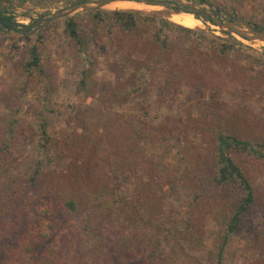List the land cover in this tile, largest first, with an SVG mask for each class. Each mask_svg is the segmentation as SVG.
<instances>
[{
  "label": "rangeland",
  "instance_id": "1",
  "mask_svg": "<svg viewBox=\"0 0 264 264\" xmlns=\"http://www.w3.org/2000/svg\"><path fill=\"white\" fill-rule=\"evenodd\" d=\"M84 1L0 0V17L19 25L15 31L0 28V144L15 139L24 154L15 163L8 162L6 173L17 177L23 159L33 154L43 161L36 185L23 193L15 216L18 218L23 211L31 212L34 208L49 205L54 213L55 235L64 231L71 220L78 219L86 210L90 192L110 185L124 197L133 193L136 181L128 179L121 166H124L123 159L130 149L127 137L135 132L134 121L153 129L150 130L151 135H144L146 131H141L144 138L139 146L147 147L146 155H137L132 167H137V175L140 176L143 172L153 173L149 157L161 166L162 174L165 171L172 175L179 156L190 160L192 166L203 172L211 170L210 136L205 130L211 116L190 112L188 108L194 102L216 101L223 117L232 120L236 116L237 123L232 128L237 137L264 140V44L223 31L201 15L197 19L192 14L179 13L193 19L194 26L189 27L173 22L172 16L178 13L165 7L140 8L142 5L125 2L98 10L103 16L115 10L159 13L177 25L194 30L191 41L206 35L207 42L215 39L220 44L232 46V51L224 57L216 55L211 62H204L202 58L200 66H194V78L189 77L173 106L167 110L158 107L152 99L141 96L124 100L113 96L117 90L116 80L109 67L115 61L116 45L106 40L94 42L82 54L71 44L63 33L64 19L79 17L82 25L87 27L90 24L87 13L93 11H79L54 21L27 36L29 41L18 42L25 36L23 33L29 32V27L40 19ZM158 1L196 4L207 13L218 12L223 20L243 21L264 32V0ZM15 42L20 47L19 51L12 49ZM33 46H37L42 54L40 68L44 75L30 80L23 72L22 63L26 58L23 50ZM84 70L91 74L96 84L94 94L89 96L77 89ZM256 75L259 77L255 78ZM13 117L17 122L6 132L9 128L7 123ZM42 125L49 136L57 139V146L49 152L41 149ZM163 136L169 140L167 147L147 143L152 138ZM248 160L245 167L255 189L257 205L230 237L224 253L226 264H264V241L254 247L252 243L254 237H264V163ZM188 185L189 181L178 182L162 195L165 209L174 210L169 228L183 229L184 223L190 220L193 224L191 232L199 236L198 241L190 246L184 244V251H179L173 258H170L171 251L167 246L165 252L158 253V259L148 258L147 255L155 248L148 244V238L156 236L157 231H151L147 226L142 229V223L138 221L140 235H136L128 246H122L123 256L120 257L124 261L113 264H211L212 256L209 254L215 252L223 233L218 220L222 204L201 207L194 214L189 205ZM71 198L80 203L81 210L77 215L63 208ZM141 233H146V242ZM162 233L163 237L165 234ZM81 237L85 240L84 235ZM54 238L35 248L36 261L47 264H112L109 259H112L115 234L108 236L105 244H99L95 239L90 242L72 239L67 251L61 255L50 252Z\"/></svg>",
  "mask_w": 264,
  "mask_h": 264
},
{
  "label": "trees",
  "instance_id": "2",
  "mask_svg": "<svg viewBox=\"0 0 264 264\" xmlns=\"http://www.w3.org/2000/svg\"><path fill=\"white\" fill-rule=\"evenodd\" d=\"M192 14L197 19L200 18L198 14ZM87 15L90 17L87 27L82 25L79 17L64 19L63 33L76 47L77 52L82 54L94 42L106 40L107 43L117 46L115 61L109 68L116 80L117 90L113 96L122 100L141 96L152 99L160 108L170 109L182 86L189 77L194 78V66H200L202 58L204 62H211L216 55L220 58L232 51V46L220 44L215 39L207 42L206 35L191 41L192 35H195L194 30L177 25L159 13L115 10L107 12L105 16L99 11L88 12ZM18 27L10 19L6 25L0 26L1 29L12 31ZM29 40V37L23 36L18 42ZM12 49L19 51L20 47L15 42ZM23 54L26 57L22 63L25 76L33 80L44 75L40 68L42 54L38 47L25 49ZM95 85L91 74L87 70L82 71L78 91L89 96L94 94ZM217 104L216 101L194 102L188 108L192 113L211 116L210 123L205 128L211 144L210 171L203 172L199 167L192 166L190 160L179 156L172 175L165 171L162 174L160 165H156L149 157L150 166L154 168L152 175L147 172H143V176L137 175V167L133 169L136 156L146 155L147 150L146 146H139L140 140L144 138L141 131H146L144 135H151L150 130L153 129L149 130L134 121L135 132L127 137L130 149L123 159L124 166H121L127 178L136 181L133 193L124 197L110 185L90 192L87 194L86 210L78 219L71 220L67 228L58 235H55L52 221L54 213L49 205L34 208L31 212L23 211L16 218L15 212L23 193L31 191L36 185L42 173L43 161L33 154L23 159L17 177L7 175L6 165L15 163L24 154L15 139H11L10 143L4 141L0 144V264H47L35 260V248L53 237L55 238L50 245V252L61 255L64 250L67 251L72 239L86 242L95 239L99 244H105L107 237L112 234L116 235V239L112 244L114 250L109 262H123L124 258L120 257L123 256L122 246H128L136 235H140L138 221L142 223V229L147 226L151 231H157L156 236L148 238V244L155 247L147 255L148 258L152 256L158 259V253L165 252L166 246L170 248V258H173L179 251H184V244L190 246L198 241L199 236L191 232L193 224L190 220L184 223L183 229L169 228L174 210L165 209L166 203L162 194L178 182L187 181L188 194L191 197L189 205L194 214L201 207L222 204L218 220L223 233L215 252H211L209 257L212 256L211 264H226L224 253L230 237L242 225L244 217L257 205L255 189L247 176L245 165L249 162L248 159L264 163V140L237 137L232 128L237 123L236 116L232 120L223 117ZM16 122L15 117L8 121L9 128L6 132ZM41 128V149L49 152L57 146V139L47 134L44 125ZM147 143L167 147L169 140L163 136L159 139L152 138ZM169 146L171 147L170 144ZM63 208L76 215L81 210L80 203L72 198L64 203ZM161 231L165 234L163 237L160 235ZM145 234L141 233L146 242ZM254 238L253 247L264 241L261 236Z\"/></svg>",
  "mask_w": 264,
  "mask_h": 264
},
{
  "label": "water",
  "instance_id": "3",
  "mask_svg": "<svg viewBox=\"0 0 264 264\" xmlns=\"http://www.w3.org/2000/svg\"><path fill=\"white\" fill-rule=\"evenodd\" d=\"M117 2H131L138 5L153 6V7H165L175 13H187V14H198L204 19L210 20L213 24L219 27L223 31L237 34L238 36L247 40L256 41L264 44V32L254 29L248 23L238 20H223L218 14L209 12L198 8L196 4L177 5L168 1L158 0H86L84 2L69 6L63 10L56 11L46 18H42L37 21L34 25L29 27V32H24L25 36H31L35 32L45 28L50 23L71 16L72 14L82 11H98L104 9L108 5ZM193 15V14H192ZM7 20L0 17V26L6 25Z\"/></svg>",
  "mask_w": 264,
  "mask_h": 264
},
{
  "label": "bare ground",
  "instance_id": "4",
  "mask_svg": "<svg viewBox=\"0 0 264 264\" xmlns=\"http://www.w3.org/2000/svg\"><path fill=\"white\" fill-rule=\"evenodd\" d=\"M121 3H125V2H117V3H112L110 5L107 6V8H111L114 4H121ZM125 6V4H123ZM132 5V4H131ZM143 8L145 7L144 5L140 6V8ZM147 7H153V6H147ZM128 8V7H127ZM171 20L177 24H180V25H184V26H189V27H192L194 26V21L193 19L190 17V16H185V15H182V14H174L171 18Z\"/></svg>",
  "mask_w": 264,
  "mask_h": 264
}]
</instances>
